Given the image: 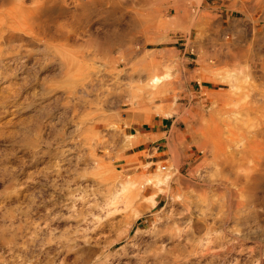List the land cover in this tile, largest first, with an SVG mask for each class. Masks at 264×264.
<instances>
[{
    "label": "rangeland",
    "instance_id": "374dc122",
    "mask_svg": "<svg viewBox=\"0 0 264 264\" xmlns=\"http://www.w3.org/2000/svg\"><path fill=\"white\" fill-rule=\"evenodd\" d=\"M0 20L24 27L1 45L0 264H264V0H0Z\"/></svg>",
    "mask_w": 264,
    "mask_h": 264
},
{
    "label": "bare ground",
    "instance_id": "6f19581e",
    "mask_svg": "<svg viewBox=\"0 0 264 264\" xmlns=\"http://www.w3.org/2000/svg\"><path fill=\"white\" fill-rule=\"evenodd\" d=\"M88 3H92V0H88ZM78 5V4H77ZM85 6H87V4L86 3H82V8H84ZM13 16V15H12ZM17 20V19H16ZM10 21V20H9ZM39 22V21H38ZM42 24V23H41ZM31 25V24H30ZM21 28H23L24 29V27H21ZM21 28H19V29H21ZM30 28V27H29ZM28 28V29H29ZM16 29H18V26H14V25H7L6 23L4 24V23H1V20H0V63L2 62V60H1V58H2V54H3V52L4 51H2V49L4 48V47H2V49H1V45L2 46H4V44L6 45V44H8V43H10V41H12V40H14V39H16V40H22L23 38H24V36L22 35V34H19V33H17L15 30ZM18 29V30H19ZM28 29H27V31L26 32H28ZM20 31V30H19ZM23 31V30H22ZM21 31V32H22ZM24 32V31H23ZM29 32L31 33V35H32V37L33 38H35L39 33H42V34H49V31H48V29H47V27H43V26H39V28H38V32H34V30H33V28L31 27V31L29 30ZM28 32V33H29ZM47 32V33H46ZM56 32V31H55ZM27 33V34H28ZM58 33V32H57ZM26 34V33H25ZM29 36V35H28ZM54 36H55V34H54ZM7 47H8V45H7ZM5 49V48H4ZM3 49V50H4ZM98 49V48H97ZM111 49V47L110 46H107L106 47V50H110ZM6 50H8V49H6ZM96 50V49H95ZM12 51H13V49H12ZM12 51H10V53L12 52ZM14 52V51H13ZM98 52H99V49H98ZM96 53H97V51H96ZM16 57V56H15ZM11 58H13V60H15L16 58H14V57H11ZM3 63V62H2ZM158 80H159V78H153L152 79V82L153 83H158ZM215 131V130H214ZM214 143V142H213ZM219 146V145H218ZM212 148H214L213 150H215L214 152H216L218 149V147H216V149H215V145H214V147H212ZM226 162V161H225ZM223 163V162H222ZM224 164V163H223ZM231 167H233V166H231ZM231 167H230V169H231ZM234 168V167H233ZM228 179V178H227ZM246 179V178H245ZM225 181V180H224ZM227 181V180H226ZM237 182H239V176L237 175V174H234L233 175V177L231 178V179H229V181H227V183L228 184H230V185H235V184H237ZM223 183V182H222ZM224 184V183H223ZM225 185V184H224ZM243 187V186H242ZM242 187H240V188H242ZM230 194V196L233 194V193H235V192H232V191H228ZM240 193V192H239ZM228 195V196H229ZM235 195V194H234ZM237 195V194H236ZM238 196V195H237ZM236 197V196H235ZM239 197V196H238ZM237 197V198H238ZM231 198V197H230ZM244 204H242L241 202H239L238 200L237 201H232V199H229L228 200V202H226L225 204H223V206L226 208V210L224 211V215H225V220H228V219H230L231 218V215L232 214H234V215H236L237 214V212L240 210V208L243 206ZM222 206V207H223ZM232 210H234V213H232ZM189 213V212H188ZM222 218V217H221ZM205 226V225H204ZM191 228H193L194 229V231H196V232H198L199 231V228L201 227V223L200 222H193L192 224H191V226H190ZM206 228V227H205ZM212 228L211 227H209L208 228V230L210 231ZM193 231V230H192ZM187 234V233H186ZM238 235V234H237ZM238 236H240V235H238ZM235 240H237V242L238 243H240V241H241V238H239V237H236V239ZM236 242V243H237ZM236 243H227V242H222V244H220V247H219V249L215 252V255H218V254H220L221 252H222V250H220V249H222V248H224L225 250L224 251H226V253H229V252H231V250H233L234 249V245L236 244ZM240 245V244H239ZM207 247V246H206ZM216 249V248H215ZM209 250V249H208ZM223 253V252H222ZM234 253V252H233ZM225 254V253H224ZM262 262H264V259L262 260Z\"/></svg>",
    "mask_w": 264,
    "mask_h": 264
}]
</instances>
